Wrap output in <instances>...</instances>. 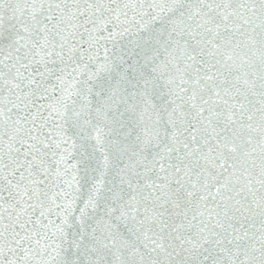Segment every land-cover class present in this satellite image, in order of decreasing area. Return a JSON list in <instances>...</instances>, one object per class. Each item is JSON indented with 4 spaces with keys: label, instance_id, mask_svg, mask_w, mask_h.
Returning <instances> with one entry per match:
<instances>
[{
    "label": "snow or ice",
    "instance_id": "1",
    "mask_svg": "<svg viewBox=\"0 0 264 264\" xmlns=\"http://www.w3.org/2000/svg\"><path fill=\"white\" fill-rule=\"evenodd\" d=\"M0 264H264V0H0Z\"/></svg>",
    "mask_w": 264,
    "mask_h": 264
}]
</instances>
